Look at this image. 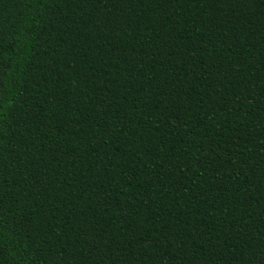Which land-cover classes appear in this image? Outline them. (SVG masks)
I'll list each match as a JSON object with an SVG mask.
<instances>
[{
	"label": "trees",
	"instance_id": "16d2710c",
	"mask_svg": "<svg viewBox=\"0 0 264 264\" xmlns=\"http://www.w3.org/2000/svg\"><path fill=\"white\" fill-rule=\"evenodd\" d=\"M0 264H264V0H0Z\"/></svg>",
	"mask_w": 264,
	"mask_h": 264
}]
</instances>
